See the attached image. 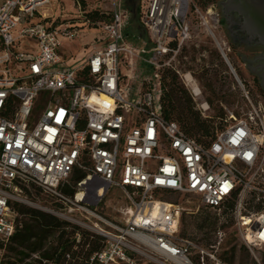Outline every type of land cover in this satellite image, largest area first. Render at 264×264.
Here are the masks:
<instances>
[{
	"label": "built area",
	"instance_id": "1",
	"mask_svg": "<svg viewBox=\"0 0 264 264\" xmlns=\"http://www.w3.org/2000/svg\"><path fill=\"white\" fill-rule=\"evenodd\" d=\"M50 1L0 0V264L13 260L7 247L24 215L17 205L32 203L33 192L75 224L64 227L68 250L44 256L57 244L49 240L20 264H233L221 227L212 242L180 235L183 206L165 194L196 195L232 216L250 255L238 264H264V98L247 92V110L229 112L223 121L234 120L204 143L162 115L161 71L190 37L194 0H141L148 42L128 32L132 0H71L75 14L61 20L44 11ZM207 10L218 29V13ZM85 29L87 54L65 57L62 39ZM208 30L229 63L227 42ZM76 171L84 175L66 195L60 187ZM110 190L126 202L123 220L98 211Z\"/></svg>",
	"mask_w": 264,
	"mask_h": 264
},
{
	"label": "rangeland",
	"instance_id": "2",
	"mask_svg": "<svg viewBox=\"0 0 264 264\" xmlns=\"http://www.w3.org/2000/svg\"><path fill=\"white\" fill-rule=\"evenodd\" d=\"M94 1L95 0H88V4L93 5ZM219 1L220 0H210L208 3H205L203 0H194L197 11L193 10L189 16L190 37L181 44L179 50L173 55L170 65H165L161 72L163 73L165 69L175 70L179 82L189 91L191 96H193L192 90L194 88L192 84L186 82V79H184L185 74L189 73L193 83L198 87L200 92L198 97H194L195 99H193L196 108L203 117L212 116L216 113L215 108L210 106L206 101L209 95L208 88H206L209 81L217 91L223 94L222 98L221 96L214 98V103L218 102V104L222 106L224 118L229 112H233L235 117H239L242 112L246 111L249 107V101L245 95L247 92L250 100L253 102L264 97H262L258 87L253 83V77L246 69V65L241 58V54H245L243 47L233 45L230 42L222 24H220L221 26H219L218 29L213 28L210 24L211 20L207 12L209 8L218 13L221 19L222 14L220 12V7H218ZM140 3L141 0H135L133 2L134 6L140 5ZM43 9L47 14L59 17L60 20L69 19L75 14V9L72 7L71 0H51ZM138 24L139 22H137V20H133L129 26L130 32L139 34L148 42L144 28L141 27L142 30H144V34H140V32L137 31ZM209 28L212 29L217 39L224 38L227 42L230 51L226 49L224 51L237 78L233 74L229 63L226 62L222 55L219 46L210 34ZM83 32L81 37L74 40L62 39L61 53L65 57L87 54L90 41L92 40V34L86 29L83 30ZM149 46L150 44L148 43L145 48ZM146 56H148V54L143 53L139 61L140 69L148 72L149 68L143 60ZM170 56L171 54L168 57ZM162 73L161 75H163ZM204 102L207 104V108H203L202 103ZM233 120L234 119L231 118L228 122H224V125ZM165 196L168 200L179 202L183 206L180 220V235L193 237L203 243L212 242L214 239L213 232L218 227H221L225 231L222 250H228L234 244H242L236 220L232 216L222 217L218 215L214 210L202 205L200 198L196 195L165 194ZM29 200L32 203L19 204L26 207L37 208L48 213L50 212L45 210L44 207H53L55 202L53 198L39 192H33ZM125 206L126 202L123 200L121 194L118 191L110 190L103 197L101 204L98 206V211L109 220L120 221L124 218L123 209ZM50 214L54 215L53 213ZM54 216L66 222L68 225L75 224L57 215ZM25 218L27 217L23 215V220ZM204 220L213 222L214 225L210 226L208 223L203 224ZM7 256L14 257L11 253H7ZM235 258V264L239 262L244 263L250 260V255L246 260H243V255L239 252V254L236 253ZM29 263L32 264L33 262Z\"/></svg>",
	"mask_w": 264,
	"mask_h": 264
},
{
	"label": "trees",
	"instance_id": "3",
	"mask_svg": "<svg viewBox=\"0 0 264 264\" xmlns=\"http://www.w3.org/2000/svg\"><path fill=\"white\" fill-rule=\"evenodd\" d=\"M134 1L135 0H132L131 3ZM203 1L208 3L210 0ZM138 12L139 5H133L131 22L133 20L139 22ZM96 14V11H93L86 15L95 16ZM222 21L223 19L221 17L220 22ZM141 27L142 26L139 22L137 31L140 32V34H144V30H142ZM128 32H130L129 28ZM162 74V115L165 119L175 121L185 134L193 137L200 143H204L208 138L213 137L217 130L224 127L223 108L218 102L214 103V98L219 96L222 98L223 94L217 91L210 81L206 87L209 92L206 101L210 106L215 108L216 113L212 116L203 117L200 111L196 108L195 101L189 91L179 82L175 70L165 69ZM254 81L258 90L261 92L262 97H264V90H262L259 80L255 78ZM83 175V173L76 171L67 182L63 183L60 190L66 195H72L75 190L74 187L76 181L82 178ZM17 209L27 218L23 220L22 227L13 234L7 247L8 253L13 254L14 256L13 260L8 259L4 264H20L30 252L41 251L49 240H54L57 244L48 246V248L43 251L44 256H49L58 248H62L63 251L69 249V245L67 244L69 239L67 236L70 232L66 231L64 228L68 225L66 222L37 208L18 204ZM205 223H208L210 226L214 225L213 222H207V220H204L203 224ZM72 232L73 230H71V233ZM82 236L85 243L90 241L92 249L98 246L96 238H89L85 233H83ZM237 251L243 255V260H246V258L249 257L248 251L243 245L238 247L237 244H234L229 248V256H226L225 259L234 264L236 262L235 257Z\"/></svg>",
	"mask_w": 264,
	"mask_h": 264
},
{
	"label": "flooded vegetation",
	"instance_id": "4",
	"mask_svg": "<svg viewBox=\"0 0 264 264\" xmlns=\"http://www.w3.org/2000/svg\"><path fill=\"white\" fill-rule=\"evenodd\" d=\"M220 0L219 7L222 14ZM223 21L220 22L224 27V31L233 45L241 46L245 54L241 58L246 65V69L251 73L253 83L254 79L259 80L262 90H264V44H261L256 36L249 35L241 29L242 20L236 12H230L229 16L222 15Z\"/></svg>",
	"mask_w": 264,
	"mask_h": 264
},
{
	"label": "water",
	"instance_id": "5",
	"mask_svg": "<svg viewBox=\"0 0 264 264\" xmlns=\"http://www.w3.org/2000/svg\"><path fill=\"white\" fill-rule=\"evenodd\" d=\"M220 5L222 15L236 12L242 20L241 29L264 44V0H223Z\"/></svg>",
	"mask_w": 264,
	"mask_h": 264
},
{
	"label": "bare ground",
	"instance_id": "6",
	"mask_svg": "<svg viewBox=\"0 0 264 264\" xmlns=\"http://www.w3.org/2000/svg\"><path fill=\"white\" fill-rule=\"evenodd\" d=\"M184 79H186V82H189L190 84H192V87L196 90V91H198L199 89H198V87L193 83V81H192V79H191V77H190V75H189V73L188 74H185V78ZM191 87V88H192ZM203 105V108H207V104L204 102V103H202Z\"/></svg>",
	"mask_w": 264,
	"mask_h": 264
},
{
	"label": "crops",
	"instance_id": "7",
	"mask_svg": "<svg viewBox=\"0 0 264 264\" xmlns=\"http://www.w3.org/2000/svg\"><path fill=\"white\" fill-rule=\"evenodd\" d=\"M199 95V94H198ZM198 95L196 97H198Z\"/></svg>",
	"mask_w": 264,
	"mask_h": 264
}]
</instances>
